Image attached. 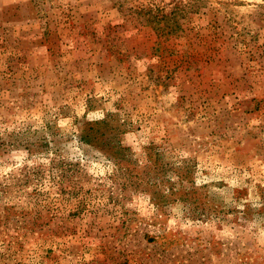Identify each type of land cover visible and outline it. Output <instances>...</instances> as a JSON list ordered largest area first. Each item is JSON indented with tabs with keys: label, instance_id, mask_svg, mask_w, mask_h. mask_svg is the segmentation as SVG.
I'll use <instances>...</instances> for the list:
<instances>
[{
	"label": "rangeland",
	"instance_id": "374dc122",
	"mask_svg": "<svg viewBox=\"0 0 264 264\" xmlns=\"http://www.w3.org/2000/svg\"><path fill=\"white\" fill-rule=\"evenodd\" d=\"M0 264H264V0H0Z\"/></svg>",
	"mask_w": 264,
	"mask_h": 264
}]
</instances>
